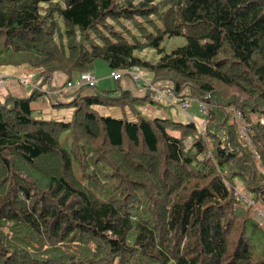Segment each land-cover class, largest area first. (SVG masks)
I'll list each match as a JSON object with an SVG mask.
<instances>
[{
  "label": "trees",
  "instance_id": "1",
  "mask_svg": "<svg viewBox=\"0 0 264 264\" xmlns=\"http://www.w3.org/2000/svg\"><path fill=\"white\" fill-rule=\"evenodd\" d=\"M96 60L190 117L144 116L146 88L81 85L53 105L67 119L34 115L36 89L3 95L0 264H264V0H0V65L45 82Z\"/></svg>",
  "mask_w": 264,
  "mask_h": 264
},
{
  "label": "crops",
  "instance_id": "2",
  "mask_svg": "<svg viewBox=\"0 0 264 264\" xmlns=\"http://www.w3.org/2000/svg\"><path fill=\"white\" fill-rule=\"evenodd\" d=\"M96 62V61H95ZM92 64L90 69L87 71L91 72L96 78V85H99L101 72L99 74H94L92 72V69L94 67V70H96V65ZM92 68V69H91ZM111 70V69H110ZM79 73H74L71 75L70 78L67 79V75L62 70H54L50 77L49 81L43 82V86L49 87H55L60 84H63L67 80L71 79H77L80 78ZM0 98L3 97L6 93H11L14 95L19 96H26L30 94L32 91V87L28 85L29 87H25L23 83H21L18 79L20 75H28L30 79L35 80V77L38 76L39 82H41V76L38 72V68L33 67L27 63H22L19 65H11V64H2L0 65ZM109 76V73H108ZM32 77V78H31ZM110 77V76H109ZM119 78V79H118ZM118 83L116 87L122 88V89H129L130 92L134 93L135 95L141 96L144 94V90L136 85L134 81L130 79L129 76H119ZM102 83L103 80L101 81ZM40 95L38 96V99H35V103L32 105L34 107L33 114L36 116H41L44 118H56V119H67L69 118L71 114V106H53L57 102H65L67 101V98L64 99V94L59 95V93L55 92H45V91H39ZM66 94V93H65ZM32 103V102H31ZM99 106V105H98ZM97 109V106H96ZM124 109H127L126 106H124ZM119 114V113H118ZM118 114H115L114 116H117Z\"/></svg>",
  "mask_w": 264,
  "mask_h": 264
},
{
  "label": "rangeland",
  "instance_id": "3",
  "mask_svg": "<svg viewBox=\"0 0 264 264\" xmlns=\"http://www.w3.org/2000/svg\"><path fill=\"white\" fill-rule=\"evenodd\" d=\"M128 27L131 29V31H133L132 27H130V26H128ZM183 42H184V37L181 35L170 36V37L164 38V40L162 41V46L165 50H169L170 48H172L176 45L182 44ZM136 53L138 55L145 56L146 58H155L157 56L152 51V49H150V48H143L141 50H136ZM95 65H96V70H94V67H93V69L91 68L92 72L94 74H99L101 72V74H103V75H101L100 79H102L104 82V83H102L101 82L102 80H100L99 85H95V87H97V88H116L119 78L118 79H112L111 77L108 76V73H110L111 70L107 66V64L102 60H96ZM123 75L129 76L130 79L132 81H134L131 78V76L129 75V73H127V72L121 73L120 77ZM35 80L39 82L38 76L35 77ZM32 81H34V80H32ZM24 85H26V84H24ZM25 87H29V86L26 85ZM64 95H65L64 99L68 97L67 100H69L71 97L70 94H64ZM34 100L35 99L32 100V105L35 103ZM190 102H192V103L188 107V111L192 114L195 121L198 122L201 120L202 113L200 111H196V112L192 111L197 105H196V102L194 100H191ZM136 107L138 108L140 113L144 114V116H147V117L157 115V116L169 117L171 119L181 120V121L189 119L185 115V113H183L176 106L168 105V104H165V105L160 104V103H157L155 101H150L149 99H146V100L141 101L140 103H137ZM126 108H128V107L126 106ZM97 111L99 113L107 114V115H111V116H114L115 114H118V113L120 114L119 106L99 105V106H97ZM126 111H125V113H126L128 118H134V116L132 115V113L129 109H127Z\"/></svg>",
  "mask_w": 264,
  "mask_h": 264
},
{
  "label": "built area",
  "instance_id": "4",
  "mask_svg": "<svg viewBox=\"0 0 264 264\" xmlns=\"http://www.w3.org/2000/svg\"><path fill=\"white\" fill-rule=\"evenodd\" d=\"M127 72L131 76V78L138 83L141 87L144 89H148L150 92V97L155 101H162L167 104H171L179 108L187 117H190L189 114L186 111L187 104L189 103V100L187 98H180L176 96L170 89L166 88H160L155 83L151 82L148 78L144 77L143 71L138 68L137 66H132L128 69H112L109 73V75L116 79L121 73ZM1 77V75H0ZM19 81L23 84H28L32 88L40 91L45 92H57L59 95H62V93L69 92L73 89L78 88L81 85H95L96 83V77L89 71H83L80 74V78L77 79H71L65 81L63 84H60L55 87H49L43 86L41 82L38 81H32L28 75H20L18 77ZM202 107V104H201ZM203 122H200V124ZM240 129L244 132L246 127L243 125L240 127ZM257 213L264 217V210L257 209Z\"/></svg>",
  "mask_w": 264,
  "mask_h": 264
}]
</instances>
